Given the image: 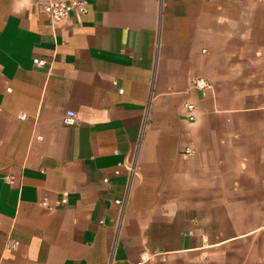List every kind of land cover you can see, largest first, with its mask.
<instances>
[{"label": "crops", "instance_id": "obj_1", "mask_svg": "<svg viewBox=\"0 0 264 264\" xmlns=\"http://www.w3.org/2000/svg\"><path fill=\"white\" fill-rule=\"evenodd\" d=\"M84 1L0 0V264H264V0Z\"/></svg>", "mask_w": 264, "mask_h": 264}, {"label": "built area", "instance_id": "obj_2", "mask_svg": "<svg viewBox=\"0 0 264 264\" xmlns=\"http://www.w3.org/2000/svg\"><path fill=\"white\" fill-rule=\"evenodd\" d=\"M38 4L41 7L42 11L50 18L52 23L57 24L62 21H64L69 14L72 11H76L80 14L85 13V6L86 2L84 0H59V1H54V0H38ZM33 63L38 66V67H44L46 65V62L43 60L35 59L33 60ZM196 86L198 88H204L206 85L202 82L196 83ZM189 111L193 109V106L190 105L187 107ZM21 121H24L27 116L25 114H21L18 117ZM190 119H193V116H190ZM65 123L67 125H73L75 124V115L72 112H69L67 114V118L65 119ZM186 154L190 155L191 152L189 150L186 151ZM63 202H66L64 200ZM117 205H122V202L116 201L115 202ZM151 256L143 252L138 261L135 262L134 264H149L151 261Z\"/></svg>", "mask_w": 264, "mask_h": 264}]
</instances>
